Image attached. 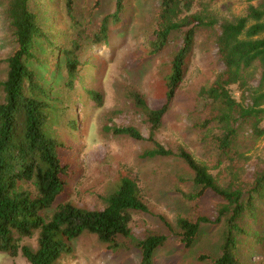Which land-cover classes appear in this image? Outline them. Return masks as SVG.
I'll list each match as a JSON object with an SVG mask.
<instances>
[{"label":"rangeland","instance_id":"1","mask_svg":"<svg viewBox=\"0 0 264 264\" xmlns=\"http://www.w3.org/2000/svg\"><path fill=\"white\" fill-rule=\"evenodd\" d=\"M117 1L99 0L95 7L96 0H73L74 22L68 15L66 0H32L42 29L58 48H70L74 40L81 47L82 67L72 90L64 86L67 72L63 58L56 61L51 57L50 66L36 68L53 98H70L67 109L65 103L59 111L58 120L50 117L52 126L48 129L51 137L68 147L60 156L72 171L66 193L58 202L102 210L104 197L118 187L123 176L131 177L137 181L149 209L148 213L133 214L134 237H167L166 244L155 251L153 264H209L199 257L221 255L226 217L220 222L216 220L226 202L210 191L198 197L200 190L193 183V172L181 159L143 158L152 149L151 142L114 135L105 128L135 127L145 139L149 138L150 125L136 107L132 93L140 94L150 108L165 103L172 61L184 45L186 31L194 28L185 79L155 137L167 148L185 149L208 167L221 186L238 188L247 198L258 173L264 170V133H259L264 129V120L259 131L252 122L239 120L233 150L227 156L221 155L218 139L223 129L213 122L218 112L215 105L202 99L201 91L211 86L224 70L217 46L221 25L244 16L260 0H194L182 17L197 15L202 24L195 21L173 32L160 51L154 47V32L162 0H123L124 9L113 18ZM7 8L6 0H0V82L6 79L7 59L14 50ZM107 16V36L94 37ZM40 46L46 49L45 42ZM258 75L256 71L254 86L258 84ZM89 90L102 95L101 107L89 97ZM230 93L237 102L249 104L243 88L233 85ZM4 97L0 87V104ZM200 218L208 221L201 225L194 243L184 247L178 238V221ZM239 225L243 231L237 237L239 263L264 264V190L255 196L253 207L244 213ZM24 245L36 250L37 240L26 239ZM140 259V251L132 245L115 252L96 235L85 233L72 242L71 254L64 255L61 263L138 264ZM0 264L30 263L21 255L10 257L0 253Z\"/></svg>","mask_w":264,"mask_h":264},{"label":"trees","instance_id":"2","mask_svg":"<svg viewBox=\"0 0 264 264\" xmlns=\"http://www.w3.org/2000/svg\"><path fill=\"white\" fill-rule=\"evenodd\" d=\"M122 1H117L113 18L124 9ZM193 1L162 0L154 32L156 51L167 45L173 32L195 21L202 24L197 15L182 17ZM6 2L14 50L7 59L6 79L0 82L5 94L4 102L0 104V253L10 257L21 255L30 264H62V257L72 252V242L89 233L115 252L132 245L141 253L138 264H153L155 251L166 244L167 237H134L131 228L133 214L149 212L135 179L123 176L118 187L104 197L102 210L77 207L69 201L58 202L66 193L72 171L60 156V152L68 147L51 137L48 129L52 126L50 117L58 120L59 111L65 103L67 109L70 98H53L36 68L50 66L51 57L56 61L63 58V68L67 72L64 86L72 90L82 67L81 47L74 40L70 48H58L42 29L37 13L33 11L32 0ZM98 2L96 0L95 7L99 6ZM73 4V0H66L68 15L76 22ZM108 20L107 16L94 37L107 36ZM195 34L194 28L185 33L184 45L172 61L166 99L161 107L150 108L140 94L132 93L136 107L144 113L150 125L149 138L145 139L135 127H106L105 130L136 141L151 142L152 149L147 150L143 158L181 159L193 172V183L200 190L198 197L210 191L224 200L226 203L216 220L220 222L226 217L221 255L203 254L199 259L209 264H240L236 256L237 237L243 233L239 222L253 207L255 196L264 190V170L258 173L251 193L245 198L240 189L221 186L208 167L198 163L188 151L167 148L155 137L185 79L186 59L193 49ZM39 41L46 43V49L40 48L42 42ZM217 46L224 70L211 86L202 89L201 97L215 105L218 114L213 122H218L223 129L218 148L221 155L227 156L235 146L239 120L252 122L258 131L264 120V0L251 5L244 16L223 23ZM256 71H259V80L254 86ZM233 85L248 93L247 106L231 96L230 87ZM88 95L99 107L103 105L98 91L89 90ZM259 133L263 134L264 129ZM207 221L204 218L179 220L180 243L190 247L197 239L201 225ZM33 238L37 240L36 250L24 245L26 239Z\"/></svg>","mask_w":264,"mask_h":264}]
</instances>
